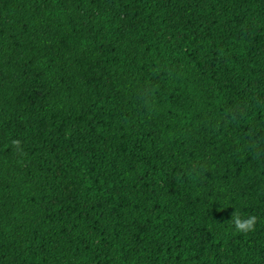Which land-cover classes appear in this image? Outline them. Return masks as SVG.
Here are the masks:
<instances>
[{"label":"trees","instance_id":"16d2710c","mask_svg":"<svg viewBox=\"0 0 264 264\" xmlns=\"http://www.w3.org/2000/svg\"><path fill=\"white\" fill-rule=\"evenodd\" d=\"M0 264H264V0H0Z\"/></svg>","mask_w":264,"mask_h":264},{"label":"clouds","instance_id":"9594fccd","mask_svg":"<svg viewBox=\"0 0 264 264\" xmlns=\"http://www.w3.org/2000/svg\"><path fill=\"white\" fill-rule=\"evenodd\" d=\"M231 222L238 232H249L254 230L255 224L257 222L256 217H249L247 219H241L240 215L236 212L231 217Z\"/></svg>","mask_w":264,"mask_h":264}]
</instances>
